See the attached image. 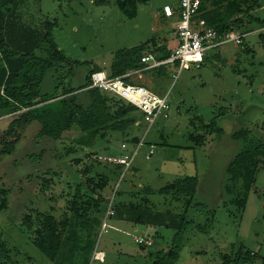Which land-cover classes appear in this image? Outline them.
Returning a JSON list of instances; mask_svg holds the SVG:
<instances>
[{
    "label": "rangeland",
    "instance_id": "374dc122",
    "mask_svg": "<svg viewBox=\"0 0 264 264\" xmlns=\"http://www.w3.org/2000/svg\"><path fill=\"white\" fill-rule=\"evenodd\" d=\"M179 1L25 0L20 9L22 20L36 27L51 26L58 48L72 62L47 70L42 92H52L58 83L60 92L70 85H83L96 67L108 70L120 50L150 41L145 53H154L155 47L163 45V36L171 37L172 25L162 16L163 7L178 9ZM258 2L253 17L245 19L243 44L231 42L207 50L200 66L183 69L176 80L177 67L170 66L161 77L152 78L145 71L133 75L134 82L147 83L148 88L153 83L157 93L169 92V117H159L147 134L148 124L143 123L140 137L146 134V143L126 172L111 162L94 165V173L107 177L103 194L108 200L113 195L114 205L118 200H132L126 190L140 182L151 189L149 198L160 211H179L184 196L174 189L164 190L166 186L185 176L197 177L186 244L173 264H221L223 254L239 251L242 244L256 253L252 264H264V162L244 209L235 202L241 198V183L235 193L227 190L228 165L243 147L238 134L245 129L264 140V0ZM132 3L137 6L133 17L123 10ZM26 111L0 117V149L16 141L10 154L0 156V190L6 191L7 198L0 211V232L18 264H53L34 242L33 231L24 228L23 216L51 211L63 218L81 170L93 165L95 155L120 156L132 151L134 144L128 140V149L121 150L120 139L126 136L120 133L85 147L77 141V126L55 140L40 135L41 124L25 119ZM18 119L22 121L16 124ZM213 121L215 125L206 131L203 125ZM151 145L155 152L147 159ZM178 150H182V165L176 162ZM109 222L107 232L100 236L98 231L94 246V250L96 246L104 250L107 259L96 260L92 253L89 264H163L160 258L169 252L173 229L151 228L150 232L144 225L121 224L112 218ZM142 231L147 237L152 235V246L135 241Z\"/></svg>",
    "mask_w": 264,
    "mask_h": 264
},
{
    "label": "trees",
    "instance_id": "16d2710c",
    "mask_svg": "<svg viewBox=\"0 0 264 264\" xmlns=\"http://www.w3.org/2000/svg\"><path fill=\"white\" fill-rule=\"evenodd\" d=\"M24 2L25 0H0V117L25 108V119L39 122L42 136L60 140L65 132L77 126L80 128L77 141L85 147H92L102 139L114 138V134L120 133L126 136L120 139L121 144L122 141L128 140L134 145L137 144L145 122L143 112L120 95L89 87L92 73L105 69L96 67L90 71L83 85H70L60 92L58 83L52 92H42L45 72L58 63L72 62L67 60L58 48L51 26L36 27L22 20L20 9ZM258 5V0H205L199 8V16L221 34L230 30L247 33L245 19L253 17L251 12ZM123 10L129 16H135L136 3L124 7ZM152 44L156 46L154 42ZM149 45L150 41L146 45L118 51L106 72L115 77L131 69H144L146 64L141 62V56ZM152 52L159 60L169 57L172 53L165 44L155 47ZM166 66L143 71L156 73L161 77L166 75ZM59 78L63 81L64 75ZM125 80L136 83L131 77ZM21 121L18 119L15 123L19 124ZM214 123L215 121L204 124L203 128L208 131ZM238 135L243 141V147L228 165L230 186L227 190L235 193L237 185L241 183V198L235 202L240 203L244 209L248 193L252 190L258 170L264 162V140L245 129ZM195 137L191 135V138L196 139ZM200 137L204 139V136H198ZM15 147L16 141L8 142L1 147L0 156L10 154ZM96 164L103 163L96 159L93 165H86L85 169L81 170L82 177L69 202L67 215L63 218L58 219L51 211H36L35 214L31 212L23 216L24 228L33 231L34 242L53 264H89L108 204V195H104L103 191L109 181L102 173H94ZM197 180L196 176H185L164 188L184 194L180 200L177 198L181 204L179 211L155 209L153 201L149 198L151 189L143 187L139 192L131 194L132 200L116 201L112 220L151 225L158 229H173L175 234L169 252L164 258H160L163 259V264H173L180 258V252L186 244L185 235L188 224L192 221L189 213L196 193ZM6 199V191L1 189L0 211L6 207ZM255 258L256 253L242 244L239 251L232 249L231 253L223 254L221 264H252ZM0 264H18L12 259L11 250L2 232Z\"/></svg>",
    "mask_w": 264,
    "mask_h": 264
},
{
    "label": "built area",
    "instance_id": "2783aa9c",
    "mask_svg": "<svg viewBox=\"0 0 264 264\" xmlns=\"http://www.w3.org/2000/svg\"><path fill=\"white\" fill-rule=\"evenodd\" d=\"M205 0H180L178 9L171 5L163 7V15L166 18L172 19L177 16L175 33L178 39V45L174 48L171 55L165 59L159 60L154 53H144L141 56V62L146 64L144 68H154L162 65L170 66L171 69H176L173 72L174 80L179 77L183 69L191 66H200L204 62L206 51L211 48L219 47L225 43L234 42L236 44H243L246 33L240 30H230L224 34L219 33L213 27L209 26L205 19L199 16V8ZM143 68L131 69L123 75L109 76L106 70H97L91 75V88H99L110 93L120 95L129 102L136 105L144 115V121L148 124L146 134L151 126L159 117L168 118L171 109L170 101L168 99L169 92L166 94H159L145 85L131 83L125 78L131 77L140 73ZM134 145L130 152H126L120 156L114 155H95V158L104 162L115 163L126 172L133 164V161L140 149L146 143L145 136ZM128 149L127 142H122L121 150ZM155 148L150 146L149 152L145 155L147 159L154 154ZM114 196L112 195L107 204L102 224L100 227V236L103 232H107L111 224L110 218L115 215ZM135 241L143 246H152L153 240L145 234H138L135 236ZM93 258L104 261L105 253L97 249L93 252Z\"/></svg>",
    "mask_w": 264,
    "mask_h": 264
},
{
    "label": "crops",
    "instance_id": "0c3cea01",
    "mask_svg": "<svg viewBox=\"0 0 264 264\" xmlns=\"http://www.w3.org/2000/svg\"><path fill=\"white\" fill-rule=\"evenodd\" d=\"M162 16L165 18V19H167L168 21H170V24L172 25L171 26V32L169 33L170 35H171V37H167V36H163V38H162V41H163V44H165L166 46H167V48H169L171 51H173L174 50V48L178 45V39H177V37H176V33H175V28H176V22H177V20L175 19V20H171V19H169V18H166L163 14H162ZM155 68H158V67H154V69ZM144 69H146V68H144ZM143 69V70H144ZM148 69V68H147ZM142 70V71H143ZM141 71V72H142ZM151 74V77L152 78H155V77H159V76H157L156 75V73H150ZM149 80V79H148ZM141 84H143V85H145L146 86V84L147 83H141ZM150 89H152L153 91H154V89L153 88H155V86H154V84L152 83V84H150ZM156 92V91H155ZM123 142V141H122ZM120 146H121V142H120ZM178 154H177V156H176V162L177 163H181V164H179V165H182L183 164V158H182V150H178V152H177ZM137 157V156H136ZM136 157H135V159H134V162H133V164H132V166L134 165V163H135V161H136ZM118 168H121L120 166H118ZM131 186L133 187L132 189H127L126 191H128V193L131 195V194H134V193H137V192H139L142 188H143V186H142V184L140 183V182H138V183H132L131 184ZM132 196V195H131ZM190 214V213H189ZM116 221H118V222H120L121 224H126L127 223V221H125V220H119V219H116ZM129 224H131L130 222H128ZM145 228H147V229H150V232L151 231H153V229L154 228H157V227H155V226H151V225H148V226H145ZM151 228H153V229H151ZM144 230H146V229H144ZM140 234H146L145 233V231H142ZM152 237V235L151 236H149V238H151ZM152 239V238H151ZM153 240V239H152ZM155 243V242H154ZM144 248V247H143ZM104 253H105V251L104 250H102ZM106 259H107V254H105V260L104 261H106ZM100 261V260H99Z\"/></svg>",
    "mask_w": 264,
    "mask_h": 264
}]
</instances>
